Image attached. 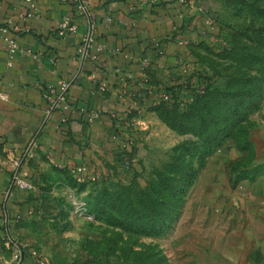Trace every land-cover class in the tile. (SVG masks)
<instances>
[{
    "label": "rangeland",
    "instance_id": "rangeland-1",
    "mask_svg": "<svg viewBox=\"0 0 264 264\" xmlns=\"http://www.w3.org/2000/svg\"><path fill=\"white\" fill-rule=\"evenodd\" d=\"M161 1L195 27L173 72L191 104L127 118L139 146L97 171L30 177L12 234L37 264H264V0Z\"/></svg>",
    "mask_w": 264,
    "mask_h": 264
},
{
    "label": "crops",
    "instance_id": "crops-1",
    "mask_svg": "<svg viewBox=\"0 0 264 264\" xmlns=\"http://www.w3.org/2000/svg\"><path fill=\"white\" fill-rule=\"evenodd\" d=\"M30 1L0 0V27L12 19L10 33L21 49L10 62L0 34V264H37L12 234L19 219L34 211L31 193L19 188L8 193L15 162H21V174L29 180L50 163L85 165L94 172L118 159L121 149L139 146L140 139L132 136L144 127L141 115L166 82L177 81L173 72L182 68L186 44L195 34L175 3L158 0L135 9L133 0H87L94 41L83 60L79 49L90 28L86 17L70 3L34 0V15L26 18ZM67 16L78 28L61 36L56 28ZM60 79L70 83L68 108L48 115L45 94ZM93 112L98 116L90 120Z\"/></svg>",
    "mask_w": 264,
    "mask_h": 264
},
{
    "label": "built area",
    "instance_id": "built-area-1",
    "mask_svg": "<svg viewBox=\"0 0 264 264\" xmlns=\"http://www.w3.org/2000/svg\"><path fill=\"white\" fill-rule=\"evenodd\" d=\"M62 3H70L77 7L80 14L84 15L89 23V31L82 37V42L80 45V53L83 57V60H85L90 55V50L93 45L94 41V24L92 19V13L89 7V4L87 0H58ZM107 3H112L116 0H102ZM158 0H133V8L138 9L145 6H148L151 4H156ZM31 8L26 12L25 17L31 18L34 15V9H35V3L34 0L30 1ZM13 26L12 19L8 18L5 20V23L2 27H0V34L4 35V38L7 43V51L9 55V61L12 62L15 58L17 53L21 50L20 46L17 42V39L14 34L10 33L11 27ZM78 24L76 21H74L71 17H65L62 22L59 23L56 30L59 35L65 36L68 33H75L77 31ZM30 56H35L30 51H25ZM70 83L60 79L58 80L57 84L49 85L45 94V97L47 100L50 101V109L48 110V115H51V113L56 109H62V108H68L67 104V91L69 89ZM104 89V87H103ZM3 97H6L7 95H2ZM169 100L170 96L166 93H162L158 96L155 103H157L158 100ZM98 116L97 112H93L90 114L89 119L94 120ZM116 117V115H114ZM117 118V117H116ZM35 143V140L31 142V146ZM80 171L86 170V166H80L78 167ZM13 188H19L21 190L30 191L34 189V184L31 180L27 179L21 174V162L16 161L13 169H12V178H11V185L10 189L8 190V193Z\"/></svg>",
    "mask_w": 264,
    "mask_h": 264
},
{
    "label": "trees",
    "instance_id": "trees-1",
    "mask_svg": "<svg viewBox=\"0 0 264 264\" xmlns=\"http://www.w3.org/2000/svg\"><path fill=\"white\" fill-rule=\"evenodd\" d=\"M177 81L175 83H168L166 82L164 86V92L170 96L169 100H162L160 99L159 103L157 104V109H171L173 107H179L181 109H186L188 106H190L191 103H189V93L184 85L183 81H181L180 78L176 79ZM195 90V89H193ZM196 91V90H195ZM203 91L202 93H204ZM200 93V91H199ZM194 94V93H193ZM196 96H200V94H195ZM154 108V107H153ZM261 174H264L262 172Z\"/></svg>",
    "mask_w": 264,
    "mask_h": 264
}]
</instances>
